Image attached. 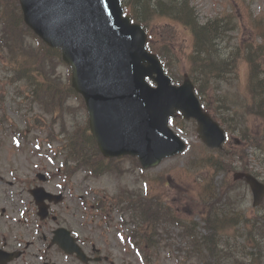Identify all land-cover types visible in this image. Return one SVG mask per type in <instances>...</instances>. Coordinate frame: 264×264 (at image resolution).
<instances>
[{
  "label": "rangeland",
  "instance_id": "rangeland-1",
  "mask_svg": "<svg viewBox=\"0 0 264 264\" xmlns=\"http://www.w3.org/2000/svg\"><path fill=\"white\" fill-rule=\"evenodd\" d=\"M192 4L197 10L200 21L208 22L220 17L231 18L230 24L225 32L222 40H219V52L227 59L228 64H234L236 53L235 51L238 47H242L244 44L253 43L260 44L262 40L258 37L257 32L259 21L262 22L264 27V0H192ZM7 11L10 9L7 7ZM5 19L8 21V13L5 14ZM157 23V22H156ZM152 23V26L158 31L162 30V27L167 26L163 21L159 23ZM9 25V24H7ZM170 28L165 32V37L159 38L161 53L164 52L170 57L169 65L172 68V72L176 76H181L184 73L191 72L192 66L189 62V54L191 53L190 40L189 37L185 35L184 30L177 25L169 24ZM158 29H157V28ZM11 32L12 29L8 28ZM178 33L176 36L178 39L172 40L173 34ZM0 34L2 31L0 30ZM11 45L13 46L14 55L17 56V50L15 49V41L13 38L18 37L17 33H10ZM26 45H30V42H25ZM1 51V50H0ZM4 53L8 54L9 49L3 50ZM5 57H7L5 55ZM239 59L236 60L238 63ZM264 66V57L262 60ZM235 63V64H236ZM7 63L0 62V91L5 93L6 101L4 108L7 110L8 122L1 125L0 128V176L5 179H11L12 176H17L21 181L28 178H33L35 173H40L42 171L43 165L45 168L53 169L56 168L51 165V159L53 158L56 163L63 160L61 155L60 147L65 146L66 140L70 136H73L78 129L80 132L83 126L87 123L88 115L82 101L72 98L69 99L67 108H64L62 117H64V123L60 118L45 115L40 109L35 105L34 112L28 114L27 103L22 102L15 96L14 87L9 85L8 80L13 72L6 68ZM58 75H60L64 81L69 79V68L65 65H61L58 68ZM236 80L228 84L227 82H213L210 85V90L206 99L209 101L212 111L216 112L215 117L218 118L219 122L224 126L235 127L236 124L240 122L247 123L250 128L251 133L260 135L261 125L259 121L251 119L249 117L243 116L245 110L242 107H238L239 101H243L246 96V89L248 83V66L244 61L238 63L237 69L235 71ZM237 82L239 83L237 85ZM16 88V87H15ZM262 96L261 92H258ZM228 106V108H226ZM2 111H0V115ZM1 117V116H0ZM36 118L40 123L48 124V128L41 127L38 125ZM223 118L228 119L227 125L223 124ZM33 119V120H32ZM56 121V122H55ZM183 131L176 129L181 136L187 138L190 141L189 152L183 157H175L164 161L159 167L152 169L150 171H142L141 167L135 164L129 158L118 160L113 166L116 172L123 170L121 173H105L102 176L93 177L90 188L94 191V197H102L105 204L111 201V195L128 193V196L134 195L136 198L142 200H149L152 197L160 198L162 203H170L168 198L174 201H182V206H175L180 210L182 216L191 217L196 211L195 203L186 205L185 195H196L199 190L200 177H205L206 173L202 168H197L193 166V160L195 158H201L202 161L205 159L208 149L203 147V143L199 139L197 133V125L193 121H180ZM242 124V123H240ZM37 125L39 127H37ZM65 126V130L68 129L70 133H65L62 127ZM236 126L234 130L237 128ZM18 129V130H17ZM228 129V128H227ZM16 131H24L27 135L28 140H22V148H15L13 143V136H15ZM14 131V133H13ZM61 134V141H54L53 144H49L50 134ZM13 133V134H12ZM231 135L235 138L240 139V132L231 131ZM244 142H242V145ZM233 144H231L232 146ZM38 146H41V153L43 155H38ZM50 147L56 150V154L50 152ZM232 147H230L231 149ZM248 159L250 168H253L262 179H264V151L258 149H248ZM236 165L240 166V163L236 161ZM200 171H199V170ZM82 182L85 178L84 173H80L78 176ZM222 177L219 178L221 180ZM90 182V181H89ZM18 189V187L15 185ZM139 190L144 194H139ZM80 194L83 195L84 191L81 188ZM125 195V194H124ZM146 195L148 197L146 198ZM88 202L91 204L94 198L89 197ZM151 201V200H149ZM252 205V200L250 199L249 208ZM110 207V206H109ZM185 207L186 213L183 209ZM76 215L79 219L84 220L82 217L84 212L81 209H76ZM250 210V209H249ZM97 216L98 213L96 212ZM76 217V220H77ZM123 218L128 224L131 223L130 216H122L118 213H113L109 216V225H105L100 217H95V222L92 223L94 229L93 234L87 231L91 240L98 249H101L104 254L108 253L114 260V264H143L140 260V256L135 250H130L129 246H124L121 244V239L123 237H128L129 230L131 227L122 225ZM78 219V220H79ZM91 221V220H90ZM89 221V222H90ZM199 222V219H196ZM89 227V226H88ZM80 228V226H79ZM166 233L161 234L162 240L156 238L159 241V245L155 248H145V253L148 258V264H191L197 263V255L188 254L190 247V240L184 236L182 230L176 226L169 225L164 228ZM163 233V230L161 231ZM202 234L206 232L200 229ZM201 236V235H200ZM230 239V240H228ZM223 240L230 241L232 244L235 241L233 235H227ZM239 244L243 243L242 239H238ZM237 245V244H236ZM113 249V250H111ZM206 256V257H205ZM203 261H208V255L205 254ZM190 260V261H189ZM224 264H231V262L226 261Z\"/></svg>",
  "mask_w": 264,
  "mask_h": 264
},
{
  "label": "water",
  "instance_id": "water-1",
  "mask_svg": "<svg viewBox=\"0 0 264 264\" xmlns=\"http://www.w3.org/2000/svg\"><path fill=\"white\" fill-rule=\"evenodd\" d=\"M34 1L21 0L26 22L47 44L63 50L73 68V85L87 101L91 131L106 157L138 154L145 166L146 160L158 162L168 118L177 110L198 120L210 146H221L222 131L200 110L190 84L168 87L159 63L145 52V34L121 17L119 0H52L49 6L37 4L40 11L32 12ZM154 73L157 90L144 80ZM237 178L251 185L259 204L264 186L249 175Z\"/></svg>",
  "mask_w": 264,
  "mask_h": 264
},
{
  "label": "trees",
  "instance_id": "trees-1",
  "mask_svg": "<svg viewBox=\"0 0 264 264\" xmlns=\"http://www.w3.org/2000/svg\"><path fill=\"white\" fill-rule=\"evenodd\" d=\"M129 6L133 7L135 13H141L144 16H151L153 11L161 16H171L173 21L181 24L187 30H190L194 35L195 49L207 50L205 53L211 55L212 48L214 47V42L220 38V33L222 32V24L220 21H215L210 24L200 25L197 21V16L195 11L190 7L189 0H124ZM139 18L140 16L137 15ZM143 17V16H142ZM213 42V43H212ZM212 43V44H211ZM211 44V45H210ZM50 49H48L49 51ZM51 51V50H50ZM249 61L252 63L256 60L257 50L251 49L249 52ZM219 58V57H218ZM207 59H203L205 62ZM202 62V61H200ZM255 63V61H254ZM202 68H209L214 70L217 63L214 62L211 65L196 64ZM223 68V64H220ZM256 66V63H255ZM257 69V68H256ZM221 71V70H220ZM254 77H259V71L252 73ZM263 86L259 87L262 88ZM258 112L264 118V108H258ZM216 200L210 204V208L203 207L202 211L204 213L208 212V222L209 228H212L218 224V230L221 231L225 225L231 227H238L240 223H244L245 231L249 236V240L254 242L257 249L261 250L264 248V215H259L258 213L252 218H246L244 212H242L239 207H241L244 201V195L238 194L234 195L233 192H229L225 195V205L223 208H217L215 205L220 203V199H216V196H211L210 200ZM151 210V211H150ZM149 217L151 220V228L157 226L161 221H170L177 223L176 216L172 213L171 209L168 208L166 213H162L158 210H152V206H149ZM144 214L146 212H143ZM202 214V213H201ZM169 215V217H168ZM160 216V218H159ZM216 228V226H215ZM194 228L190 231L193 232ZM194 235V233L192 234ZM152 235L147 238L150 239ZM146 240V237H144Z\"/></svg>",
  "mask_w": 264,
  "mask_h": 264
},
{
  "label": "flooded vegetation",
  "instance_id": "flooded-vegetation-1",
  "mask_svg": "<svg viewBox=\"0 0 264 264\" xmlns=\"http://www.w3.org/2000/svg\"><path fill=\"white\" fill-rule=\"evenodd\" d=\"M69 224L52 215L46 220L37 218L35 221L29 216L22 225L14 226L5 225L0 220V264H84L77 256L67 255L53 244L54 232L59 227L72 232L92 260L89 264H95L99 259L95 249L90 247V253L88 239L75 234Z\"/></svg>",
  "mask_w": 264,
  "mask_h": 264
}]
</instances>
